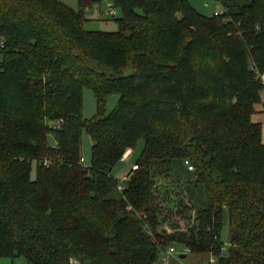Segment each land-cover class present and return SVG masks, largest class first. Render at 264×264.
Listing matches in <instances>:
<instances>
[{
    "label": "trees",
    "instance_id": "trees-1",
    "mask_svg": "<svg viewBox=\"0 0 264 264\" xmlns=\"http://www.w3.org/2000/svg\"><path fill=\"white\" fill-rule=\"evenodd\" d=\"M94 1L0 0V257L154 264L181 246L264 264V0H113L114 30L85 27ZM141 138L120 190L113 169ZM157 179L195 212L187 229H159Z\"/></svg>",
    "mask_w": 264,
    "mask_h": 264
},
{
    "label": "rangeland",
    "instance_id": "rangeland-1",
    "mask_svg": "<svg viewBox=\"0 0 264 264\" xmlns=\"http://www.w3.org/2000/svg\"><path fill=\"white\" fill-rule=\"evenodd\" d=\"M74 7H78L79 0H75ZM78 1V2H77ZM199 10L202 12L212 14L216 9H221L222 5L216 0H190ZM93 7L89 8L86 12L88 19L86 20L85 27L88 29H105V30H114L118 28V22L116 18L122 14L120 7L115 6L113 0H95L92 4ZM101 8V9H100ZM111 8L114 9V12H111ZM102 13L103 17H100ZM229 18V17H228ZM118 95H111L108 100V110H111L115 103L117 102ZM261 99L258 101L260 102ZM257 103V102H256ZM255 103V104H256ZM254 104V108H255ZM97 109V100L94 92L91 88H84L83 93V110L85 117H91L95 114ZM255 111V110H254ZM253 114V113H252ZM253 120V119H252ZM254 121V120H253ZM255 122V121H254ZM260 123V122H259ZM91 145L92 139L91 136L84 131L83 133V142H82V151L86 158V162L91 160ZM144 147V139L141 138L133 150L128 152V155L124 159H121L114 167L113 173L119 178L118 188L120 190L125 186V181L123 175L128 174L131 170V167H134L133 164L136 162V159L141 154ZM85 159L81 158V161L84 162ZM49 159H45V162H49ZM35 165V162H34ZM138 167V166H137ZM134 167V168H137ZM35 174V168L33 170ZM130 174L127 176L129 179ZM157 179V201L159 202L162 213L160 215L161 222L159 224V229L162 231H172V230H185L188 225L193 221L195 212H193L192 217L187 216L184 213V209L181 205L178 204L177 195L169 189V192L166 190L167 184L162 183ZM170 187V185H169ZM192 213V212H191ZM227 234V230L225 235ZM227 236V235H226ZM178 250L181 249V246H177ZM179 253H182L178 251ZM76 264H81L77 262ZM210 264V263H205Z\"/></svg>",
    "mask_w": 264,
    "mask_h": 264
},
{
    "label": "crops",
    "instance_id": "crops-1",
    "mask_svg": "<svg viewBox=\"0 0 264 264\" xmlns=\"http://www.w3.org/2000/svg\"><path fill=\"white\" fill-rule=\"evenodd\" d=\"M63 1L73 7H74V3L76 2L75 0H63ZM92 4L87 6L86 12L88 11L89 8L93 7ZM111 12L112 13L114 12L113 8H111ZM100 17H103L102 13ZM252 119L255 122H260L262 124V141L264 142V89L261 91V101L255 104V111L252 114ZM124 158L125 156L122 159ZM134 165L135 164H133V166ZM178 251L182 253H179ZM178 251L176 252L162 251L154 264H205L207 262L208 263L214 262L212 260L214 256L211 251L186 252L184 248H181ZM0 264H28V263L24 260V258L18 256L15 258L0 257Z\"/></svg>",
    "mask_w": 264,
    "mask_h": 264
},
{
    "label": "built area",
    "instance_id": "built-area-1",
    "mask_svg": "<svg viewBox=\"0 0 264 264\" xmlns=\"http://www.w3.org/2000/svg\"><path fill=\"white\" fill-rule=\"evenodd\" d=\"M226 11V7L222 6L221 9H216L214 11L215 14H221L223 12ZM260 77L262 78L263 82H264V72L260 73ZM134 167H137V165H134ZM189 167H192V165H189ZM124 179H127V174L124 175ZM175 248L173 246L170 247V249L168 250V252H174ZM214 260V258L212 259Z\"/></svg>",
    "mask_w": 264,
    "mask_h": 264
}]
</instances>
